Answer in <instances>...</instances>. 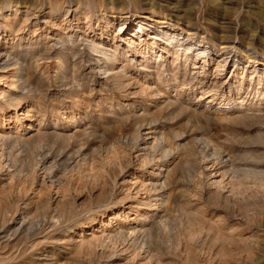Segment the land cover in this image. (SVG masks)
<instances>
[{
    "label": "rangeland",
    "instance_id": "obj_1",
    "mask_svg": "<svg viewBox=\"0 0 264 264\" xmlns=\"http://www.w3.org/2000/svg\"><path fill=\"white\" fill-rule=\"evenodd\" d=\"M0 9V264H264V0Z\"/></svg>",
    "mask_w": 264,
    "mask_h": 264
},
{
    "label": "bare ground",
    "instance_id": "obj_2",
    "mask_svg": "<svg viewBox=\"0 0 264 264\" xmlns=\"http://www.w3.org/2000/svg\"><path fill=\"white\" fill-rule=\"evenodd\" d=\"M13 6H8V10L9 9H11ZM78 9H79V7H78ZM78 9H76L75 11L77 12V10ZM2 10L0 9V12H1ZM66 13V12H65ZM0 16H2V15H0ZM68 16V15H67ZM123 21L125 22V24H128V23H130V19L129 18H124L123 19ZM156 20L154 19V18H152V17H148V19H145V20H142V22H140L139 24L141 25L140 27H138V28H136V30H134V31H132V32H134V34H132V35H130V36H136V35H143V36H145V33H146V35H148L149 34V32L150 31H148L147 29H145L144 28V26H149V25H151V22H155ZM157 22V21H156ZM5 23H8V24H6V26L4 27V26H1V24H0V29H1V27L2 28H5V29H7V26H8V30L10 31V32H14V28H13V26L8 22V21H6ZM157 24H159V25H164V24H166V23H164V22H162V21H158L157 22ZM58 29V28H57ZM151 29H154V28H151ZM163 29V28H162ZM20 30V29H19ZM165 31H163L162 32V34L165 36V37H167V38H169V40H171V42H177L178 44H180L181 43V45L180 46H183V44L185 43V42H183L181 39H178V37L175 35L176 34V31H171L172 30V28H167V29H164ZM120 31H122V29L120 30ZM136 33V34H135ZM17 35V34H16ZM70 38V37H69ZM129 40V39H128ZM173 44V43H172ZM171 44V45H172ZM90 45V44H89ZM168 46H170V45H168ZM188 49L190 50L191 49V46H188ZM223 49H226V47H223ZM71 50V49H70ZM96 50V49H95ZM66 51V50H65ZM69 51V50H68ZM110 51H105V53H102L103 55H102V58H98V59H96L95 60V65L96 66H98V67H101L102 65H105V60L106 59H108V57L109 58H112V54H110L109 53ZM73 54V53H72ZM205 54V53H204ZM71 55V54H70ZM4 56H5V58H4ZM4 56H2L1 54H0V68H2V69H6V68H8L9 66H11V63H9L10 62V60H9V58H10V56L9 55H7V54H5ZM11 59H13V58H11ZM13 60H15V59H13ZM16 61V60H15ZM17 62V61H16ZM18 63V62H17ZM17 63H16V65H17ZM12 64H13V62H12ZM15 65V67H17ZM77 65V64H76ZM74 66H75V64H74ZM12 67V66H11ZM64 67V66H63ZM16 70H17V72H16V74H14V84L13 85H17V86H19V84L21 83L22 84V80H23V73H24V70H23V68H22V66L20 65V63H19V66L16 68ZM0 71H1V69H0ZM8 72V71H7ZM4 77H6L5 75H2V76H0V80L2 79V78H4ZM5 79V78H4ZM1 84V83H0ZM24 87H25V85H23ZM16 88V87H15ZM22 88V87H21ZM18 90V89H17ZM22 91V90H21ZM28 91V90H27ZM11 92H8V93H6L4 90H0V98L2 97L4 100H8V102H12L13 101V98H11L12 96H11V94H10ZM18 97V96H17ZM19 99V98H18ZM16 107V106H15ZM158 201V200H157ZM161 202L163 203L164 202V200H161Z\"/></svg>",
    "mask_w": 264,
    "mask_h": 264
}]
</instances>
